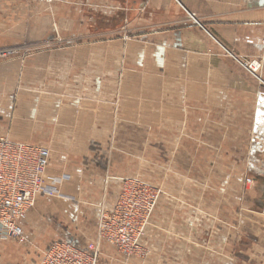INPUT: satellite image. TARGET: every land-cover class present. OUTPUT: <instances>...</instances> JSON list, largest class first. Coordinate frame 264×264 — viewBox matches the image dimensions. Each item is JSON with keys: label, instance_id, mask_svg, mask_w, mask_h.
<instances>
[{"label": "crops", "instance_id": "0c3cea01", "mask_svg": "<svg viewBox=\"0 0 264 264\" xmlns=\"http://www.w3.org/2000/svg\"><path fill=\"white\" fill-rule=\"evenodd\" d=\"M3 1L9 3V6H17L15 11L19 9L22 16L27 15L30 9L22 0ZM97 2H100L103 9H107L101 14L105 18L102 20L104 24L100 25L102 39L75 40L78 35L88 37L92 27H89V24L78 27L73 22L74 25L72 24L73 27L68 32L69 40L65 42L68 51L56 52L54 58L56 73L43 72L41 74L43 85L40 83V88L37 87L35 92L38 96L50 97L52 99L50 102L54 103L52 108H44L37 113L36 120L40 124L42 121L52 123L55 119L57 106L54 98L67 96L69 105L73 103L64 110L65 114L61 116L62 124L58 126V130L56 131L53 125L33 126L26 122L23 124L24 121L21 119L20 122L19 118L13 125L9 122V118L5 117L3 120L0 118V137L9 136L20 142L32 141L57 146L90 145L89 133L94 128L93 122L83 123V130L77 133L76 115L78 112L85 113L84 104L77 110L75 102L72 101V98L78 95L77 81L93 82L90 84V91L99 93L96 96L101 99L100 106L103 102L107 106L108 84L103 86V83L97 85L94 82L116 81L123 78L119 64L124 57H120V53L124 49L132 50L128 53L131 59L129 63L137 64L139 60H143L145 64L153 66L143 75L127 76V81H132L130 92L133 100L128 101L132 103L130 111L134 113L146 111L137 104V98L142 92V82L155 80L154 66L161 63L157 59L163 56L160 53L158 57L155 52L163 51L164 63L180 65L177 76H180L182 81V99H186L182 107L186 113H193L197 118L196 126H192L191 123V127H195L198 134L191 138L190 142L187 141L186 146H196L197 150L202 145L228 146V152L220 153L223 150L221 149L220 155L195 152L181 155L192 162L190 166L193 167V173L199 176L200 173L195 169H199L201 164L209 161L212 163V167L209 168L213 172L212 176L218 174L231 176L233 168L236 167L233 162H241L245 174L264 177V0H69L68 8L70 12L77 10V4H84L85 8H95ZM40 7L35 6L31 9L36 10ZM115 7L117 12L111 13L110 9ZM125 26L134 33L132 34L134 40L125 42L120 38L109 37L115 32L120 33ZM134 50L139 52L134 53ZM150 50H154L152 57ZM228 51L230 55L227 54ZM232 54L243 61H260L262 68L258 77L250 74L234 56H231ZM65 55H68L69 70L61 75L58 74V67L62 64V59L65 60L62 58ZM89 59L99 63L93 73L88 72L86 64ZM109 65L115 68L111 72L107 69ZM45 66L46 62L38 63L40 69ZM6 93L11 95L13 90ZM27 95L28 92L23 93V96ZM149 97L148 95L147 98ZM125 105L123 101L122 112L125 111ZM106 106H104L105 113L108 112ZM96 110L95 108L94 111ZM25 115L29 117L28 114ZM103 122L99 121L96 125L105 128L106 124ZM132 123L133 121L128 122V125L123 126L122 129L133 128ZM34 132L37 134L36 137L33 136ZM45 134L51 136L47 139L44 137ZM65 148L64 153L69 152L67 146ZM56 149L63 151V147ZM77 151L75 149L74 153V149H71L70 154L73 152L77 157ZM222 161L228 163V168H224L225 170ZM73 170L79 172L78 169ZM57 172L56 167L49 171L52 175H56ZM97 176L100 178L95 181L101 184L99 188L102 190L104 180L101 175ZM262 183L255 186L251 199L248 200L252 213L248 215L246 212L244 224L248 225L252 235L253 231L256 234L247 238V242L241 247L245 253L243 264H264V185ZM84 187L87 188L86 191L91 189L90 193L94 192L93 187L87 184ZM220 189L217 187L216 192H220ZM69 190V194L78 195L76 188ZM96 195L97 193H93L85 201L95 200ZM104 198L107 205L109 195H105ZM220 203V201H212L207 204L212 209V215L218 216L212 219L221 225L220 209L215 211ZM233 203V200L227 202L229 207L227 216H233V212H230ZM82 204L75 205L71 202L56 201L51 197H40L36 207L29 213L25 226L26 243L3 244L0 247V264H41L43 253L54 241H74L82 246L94 241L100 216L97 211L95 212V208H92L91 213H85L83 207L86 208V204L83 206ZM188 209L187 204L176 201H162L158 204L153 218L154 229L150 228L149 232L150 258L144 264L227 263L225 259L221 260L220 256L215 254L220 251L219 248L216 251L205 250L202 242L203 230L190 226V222L200 224V216L190 215L193 213H189ZM259 209L260 212L253 211ZM254 213L260 215L255 217ZM253 224H260V227L255 228ZM153 231L156 233L154 234ZM250 243L254 244L249 245ZM100 264L127 263L115 249L104 244Z\"/></svg>", "mask_w": 264, "mask_h": 264}, {"label": "rangeland", "instance_id": "374dc122", "mask_svg": "<svg viewBox=\"0 0 264 264\" xmlns=\"http://www.w3.org/2000/svg\"><path fill=\"white\" fill-rule=\"evenodd\" d=\"M27 4L30 9L27 15L23 14L22 16L19 9L15 11L17 6H9V3L0 0V118L1 120L5 117L9 118V122L13 125L18 118L20 122L21 119L24 121L23 124L26 122L33 126L53 125L57 131L58 126L62 124L61 116L65 114L64 110L72 106L73 103L69 105L67 96L54 98L57 106L55 119L52 123L42 121V124H40L36 120L37 113L44 108H52L54 105L53 102H50L52 100L50 97L35 94L37 87L43 85L41 74L43 72L46 74L56 73V60L54 58H56V52L68 51L65 42L69 40L68 32L72 29V24L75 23L78 27L89 24V27H92V29L89 28L91 32L88 33V37L78 35L75 40H101L100 25L104 24L102 20L105 19L101 14L106 12L107 9H103L100 2H97L95 8H85L84 4H77V10L70 12L68 8L69 0H63L52 5L28 2ZM35 6L41 7L36 10L31 9ZM115 10L116 7L110 9V12H117ZM20 28L21 31H19ZM132 34L134 33L128 29V26H125L120 33L115 32L109 37L120 38L126 42L135 39ZM130 51L132 52V50L124 49L120 53V57H124L119 64V71L124 75L123 78L116 81L94 82L97 85L103 83V86L108 84L107 106L104 102L100 106L101 99L96 96L99 93L94 90L90 91V84L93 82L77 81L78 95L73 97L72 101L75 102L77 110L83 104L85 110V113L78 112L76 115L77 133L83 130V123L93 122L95 124L94 128L89 133L91 134L90 145H66L69 152L64 153L66 146L32 141L24 142L50 151V164L45 179L48 186H55L56 196L40 197H51L56 201L71 202L75 205L83 203L82 206L86 204V208L83 207L85 213H91L92 208H95V212L99 213L100 218L102 216L113 218L118 210L119 203L131 189L140 188L138 201L155 192L158 193V204L162 201H176L187 204L189 213H193L190 215L200 216V224L196 225L190 222V226L193 225L199 227L201 231L203 230L202 242L205 250L215 249L216 251L219 248L220 251L215 252V254L220 256L221 260L225 259L226 264H243L245 253L241 247L247 242V238L256 234L253 231L252 235L248 225L244 224L246 212L248 215L252 213L248 200L251 199V193L254 192L257 184L263 182L264 185V177L245 174L241 162H233L236 167L233 168L231 176L226 174L212 176L213 172L209 169L212 167V163L209 161L201 164L199 169H195L200 173L199 176L195 175L192 171L193 167L190 166L192 162L187 161L188 158L181 155L193 152L218 155L221 149L223 150L220 153H227L228 146L220 144L202 145L199 146V150L196 149V146H186V142H190L191 138L198 134L197 129L191 127V123L192 126H196L197 118L193 113H186L184 107H182L186 99H182V81L180 76H177L180 72V65L164 63L163 51L155 52L158 57L160 53L163 54L162 58L157 57V60L161 63L154 66L156 68L155 80L142 82V92L140 97L137 98V104L146 111L131 112L132 103L128 101L133 100L132 92H130L132 81H127V76L132 74L143 75L147 73L149 67L153 66L145 64L143 60H139L137 64L129 63L131 59L128 53ZM135 52L139 51L134 50ZM152 53H154V50H150L151 57ZM227 54H229V51ZM146 56H148V50H146ZM62 58H65L66 61ZM62 58V64L58 67V74L64 75L69 70L68 55ZM236 60L248 72L249 70L245 64L259 62L262 68L261 62L257 60L243 61L238 58ZM42 62H46V66L40 69L38 63ZM97 64H99L97 61L89 59L86 64L88 72L93 73L97 68ZM107 69L111 72L115 68L109 65ZM12 76L14 77L11 78ZM39 77L42 79L40 80ZM11 90H13V93L8 95L6 92ZM27 92L29 95L23 96V93ZM148 95L149 98H147ZM123 101L126 103L124 112H122ZM104 106L108 109L107 113L104 112ZM95 108L96 111H94ZM25 114H28L29 117H26ZM81 116L84 121H82ZM99 121H106L103 122L106 127L101 128L96 125ZM131 121H133V128L122 129ZM33 136L36 137L37 134L34 132ZM50 136V134H45L44 137L48 139ZM60 147H63V151L56 149ZM71 149H74V153L75 149L78 150L77 157L73 152L70 154ZM84 149H86L85 153ZM183 149L186 150L183 151ZM188 149L191 150L187 151ZM217 151L218 153H216ZM168 154L169 156L166 157ZM221 164L225 165L223 169L228 168L226 161H222ZM55 167L58 171L56 175L50 174V169H55ZM73 169H78L79 172L76 173ZM97 175H101L104 180L102 182L104 189L102 188V190L99 188L101 184L95 181V179L99 180L100 178ZM86 184L93 187L92 191L94 192L90 193L91 189L86 191L87 188L84 187ZM215 185L221 188L220 192H216L217 187ZM70 188H76L78 195L69 194ZM93 193H97L96 199L85 201ZM105 195H109V200L106 199L109 201L107 205L105 204ZM103 198L104 200L101 202ZM229 200L234 202L233 209L230 211L233 212L232 217L226 215L229 211L227 205ZM212 201L221 202L219 207L215 209V211L220 209L221 225L212 219V217H218L212 215V209L207 204ZM36 204L30 212L36 207ZM155 210L150 216H145L139 205L135 208V220L138 228L144 226V229L137 240L138 243L129 255L121 252L118 247L108 244L121 255L123 261L127 264L134 262L144 264L149 260V232L150 228L154 229ZM253 211L260 212V209ZM253 215L256 217L260 214L254 213ZM28 218L24 224V231ZM100 218L97 223L98 227L94 241L86 246L73 241L79 248L83 249L92 244H97ZM235 219L237 220L235 221ZM252 226L259 228L260 224H253ZM158 231L159 228L157 234ZM153 233L156 232L153 231ZM256 237L258 238V236ZM9 242L18 245L26 243H18L14 240L5 243ZM251 244L254 243L249 245ZM103 245L100 247L101 252ZM249 252L251 253V248H249ZM241 256L243 259H241Z\"/></svg>", "mask_w": 264, "mask_h": 264}, {"label": "built area", "instance_id": "2783aa9c", "mask_svg": "<svg viewBox=\"0 0 264 264\" xmlns=\"http://www.w3.org/2000/svg\"><path fill=\"white\" fill-rule=\"evenodd\" d=\"M22 1L52 5L63 0ZM245 66L258 77L259 62ZM49 164V150L13 140L9 136L0 137V246L11 240L25 243L24 224L37 199L40 196H56L55 186L46 184ZM139 193L140 188L131 189L119 203L113 218H100L97 244L81 249L73 241H54L43 253L41 264H99L103 244L116 246L129 255L144 229V226L138 228L135 208L139 205L143 215L150 216L159 201L155 192L138 201Z\"/></svg>", "mask_w": 264, "mask_h": 264}]
</instances>
